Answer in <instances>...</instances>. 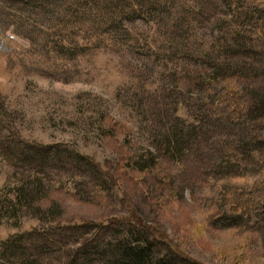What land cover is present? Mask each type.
Returning a JSON list of instances; mask_svg holds the SVG:
<instances>
[{"label": "rangeland", "instance_id": "374dc122", "mask_svg": "<svg viewBox=\"0 0 264 264\" xmlns=\"http://www.w3.org/2000/svg\"><path fill=\"white\" fill-rule=\"evenodd\" d=\"M148 245L264 264V0H0V264Z\"/></svg>", "mask_w": 264, "mask_h": 264}, {"label": "trees", "instance_id": "16d2710c", "mask_svg": "<svg viewBox=\"0 0 264 264\" xmlns=\"http://www.w3.org/2000/svg\"><path fill=\"white\" fill-rule=\"evenodd\" d=\"M244 156V155H243ZM235 157L239 159L241 157L240 154H235ZM232 170V169H231ZM233 207H238L242 216L250 218L254 211L257 209L253 206L252 202L245 199L244 201H238L233 204ZM145 249L140 248H130L125 247L122 248L121 253L123 256L122 261H117V263L113 264H177L176 259L173 258V255H167L161 259H154L152 254L149 253L150 245L144 247Z\"/></svg>", "mask_w": 264, "mask_h": 264}]
</instances>
